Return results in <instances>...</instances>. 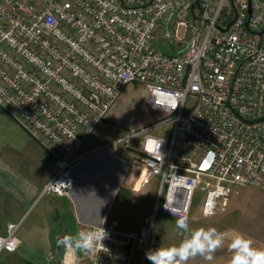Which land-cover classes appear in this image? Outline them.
<instances>
[{"label":"built area","instance_id":"2783aa9c","mask_svg":"<svg viewBox=\"0 0 264 264\" xmlns=\"http://www.w3.org/2000/svg\"><path fill=\"white\" fill-rule=\"evenodd\" d=\"M130 84L162 116L91 154L137 144L157 177L151 213L138 230L103 224L104 248H65L64 264H151L159 217H189L199 189L210 216L235 186L264 188V0H0V108L57 166L40 198L70 196L85 143ZM157 89L178 107L154 106ZM149 137L163 156L145 152ZM22 225L7 224L0 255L17 250Z\"/></svg>","mask_w":264,"mask_h":264},{"label":"crops","instance_id":"0c3cea01","mask_svg":"<svg viewBox=\"0 0 264 264\" xmlns=\"http://www.w3.org/2000/svg\"><path fill=\"white\" fill-rule=\"evenodd\" d=\"M119 99L85 143L82 152L87 156L74 170L71 211L75 213L79 227L99 226L103 220L106 225L121 227L112 221V211L118 203V212L122 217L125 216L127 199L124 187H128V183H136L135 186H139L142 183L157 182L142 165L141 158L133 165L135 171L131 172L129 156L126 153L121 157L105 153L91 154L100 145L124 136L126 131L123 129H129L113 120ZM157 115L161 113L158 112ZM147 116H144L138 126L158 119ZM56 170L53 157L44 147L0 108V235L5 234L9 222L23 220V228L35 209L39 210L33 219V225L40 222L39 226L42 228L38 230L39 235L30 231L29 234L26 228L24 234L19 236L17 250L0 255V264H22L28 261H31V264H46L49 261L58 245L56 233L63 227L64 216L56 215V202L62 198L53 195L40 198V193ZM61 208L64 210L63 204ZM29 212L31 213L28 216Z\"/></svg>","mask_w":264,"mask_h":264},{"label":"rangeland","instance_id":"374dc122","mask_svg":"<svg viewBox=\"0 0 264 264\" xmlns=\"http://www.w3.org/2000/svg\"><path fill=\"white\" fill-rule=\"evenodd\" d=\"M145 100H147V91L141 85L130 84L123 91L117 105L115 106V119L113 120H116L122 126L129 128L123 129L128 132L142 126H138V124H141L140 122H142L146 115H148L147 117L160 118L162 115H157L158 111L151 112L153 110L147 108ZM137 147V144H134L123 152L129 156L128 159L131 172L135 171L133 165L138 163V159L141 158ZM177 150L179 154L186 155L193 152L194 148L179 143L177 145ZM123 153L122 155H124ZM155 178L157 181V177ZM135 185L136 183H128V187H124L125 198L127 199V212L125 216L122 217V214L118 212V203L114 205V210L112 211V221L115 223L117 222L118 226L131 230H138L141 228L144 218L150 213L151 208L153 207L158 189L157 182L142 183L139 184V186ZM112 196L113 195L110 196L111 199ZM204 196L205 193L201 189H199L198 193L195 195L194 206L188 217L190 229L214 227L218 231L228 234L237 231L244 234L246 237L251 238L254 241L255 247H264V188L254 186H235L228 194L226 210L217 211L214 215L210 216L203 213ZM68 201L69 207L64 208V210L61 208L62 200L56 202L58 205V212L56 215L59 214V217L64 216L62 219L63 230L59 229L56 233V230L54 229L57 243L63 236L71 235L66 214L71 211L72 192L70 196H68ZM33 209L31 211H33ZM38 210L39 209H35V212L31 215V212H29V220L25 226L19 230V236L24 234L26 228V232H37L39 235L38 230H42L39 226L40 222H38L37 225H33V219ZM175 221L176 219L171 217H159L156 227L159 239L158 247L179 244L184 236L187 235V233H183L182 230L176 227ZM32 225L34 229H32ZM28 228H30V230H28ZM228 243L229 239H226L224 245L216 251L211 260L196 257L190 259L188 264H229L231 253L228 251ZM67 255L68 252L65 247L58 243L47 263L64 264L68 261ZM31 263V261H28L23 262L22 264Z\"/></svg>","mask_w":264,"mask_h":264},{"label":"clouds","instance_id":"9594fccd","mask_svg":"<svg viewBox=\"0 0 264 264\" xmlns=\"http://www.w3.org/2000/svg\"><path fill=\"white\" fill-rule=\"evenodd\" d=\"M154 106L175 110L179 103L175 99H168L160 90H155ZM132 137H129V139ZM163 139L149 137L144 142V150L148 155L161 153ZM165 208H167L165 206ZM103 220V219H102ZM103 223L89 231L76 232L63 236L58 243L68 249L91 253L97 246L104 248L103 241L108 238L107 230ZM176 227L187 233L182 241L176 245L160 246L146 252V258L151 264H188L190 259L201 257L211 260L226 239H229L228 251L231 253L229 264H264V247H255L254 241L244 234L233 231L231 234L218 231L214 227L190 229L188 217L181 216L175 221Z\"/></svg>","mask_w":264,"mask_h":264},{"label":"water","instance_id":"95a60500","mask_svg":"<svg viewBox=\"0 0 264 264\" xmlns=\"http://www.w3.org/2000/svg\"><path fill=\"white\" fill-rule=\"evenodd\" d=\"M62 204L65 208L68 207V204H69L68 197L62 198ZM67 220H68V224H69L71 234H75L76 232H79L78 221H77V217H76L74 212H72V211L68 212ZM78 252L80 253L81 251L78 250Z\"/></svg>","mask_w":264,"mask_h":264}]
</instances>
